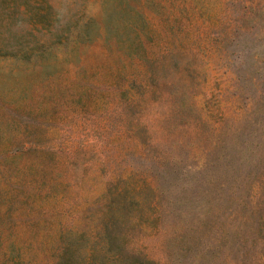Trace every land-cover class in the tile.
Wrapping results in <instances>:
<instances>
[{
    "label": "rangeland",
    "instance_id": "374dc122",
    "mask_svg": "<svg viewBox=\"0 0 264 264\" xmlns=\"http://www.w3.org/2000/svg\"><path fill=\"white\" fill-rule=\"evenodd\" d=\"M0 264H264V0H0Z\"/></svg>",
    "mask_w": 264,
    "mask_h": 264
},
{
    "label": "trees",
    "instance_id": "16d2710c",
    "mask_svg": "<svg viewBox=\"0 0 264 264\" xmlns=\"http://www.w3.org/2000/svg\"><path fill=\"white\" fill-rule=\"evenodd\" d=\"M35 50V46H21L20 44H11L6 41L4 35L0 32V55L13 56L19 58L28 57Z\"/></svg>",
    "mask_w": 264,
    "mask_h": 264
}]
</instances>
